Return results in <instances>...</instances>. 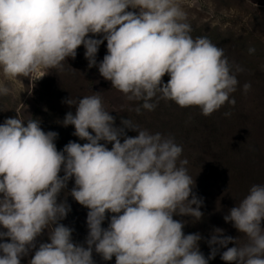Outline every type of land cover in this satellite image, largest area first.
Here are the masks:
<instances>
[{"label":"clouds","instance_id":"clouds-1","mask_svg":"<svg viewBox=\"0 0 264 264\" xmlns=\"http://www.w3.org/2000/svg\"><path fill=\"white\" fill-rule=\"evenodd\" d=\"M186 19L179 0H0V70L16 78L60 69L83 46L88 67H98L128 100L143 101V109L154 111L165 100L198 107L207 117L235 106L232 94L244 69L207 37L193 38ZM105 40L107 54L98 63ZM250 89L244 83L243 92ZM8 92L0 86V95ZM65 102L75 105V114L66 113L62 125L74 126L73 135L86 143L69 141L57 150L59 134L45 132L36 118L0 124V227L6 230L0 241L10 238L0 242V264H21L45 229L50 242L39 244L29 264H95L93 251L116 264H209L220 248L226 264H264V184L252 185L224 216L246 242L215 228L206 258L201 234H185L187 222L174 219L203 217L183 147L130 119L114 126L99 92ZM72 178L70 195L88 209L87 246L74 243L73 229L60 223L71 207L58 197ZM107 213L113 215L104 228Z\"/></svg>","mask_w":264,"mask_h":264},{"label":"rangeland","instance_id":"rangeland-1","mask_svg":"<svg viewBox=\"0 0 264 264\" xmlns=\"http://www.w3.org/2000/svg\"><path fill=\"white\" fill-rule=\"evenodd\" d=\"M179 3L187 15L186 22L191 26L193 38L207 37L213 44L224 49L230 62L240 66L244 62L251 65L250 71L246 72L244 76L245 79L250 78L251 89L247 93L239 95V111L231 106L227 111L225 109L223 113L220 111L215 112L214 120L217 121L218 125L214 131H212L211 126H208L209 117H204L200 109L191 112L187 117V123L184 125V131H190V136L187 137L188 141L186 140L184 143H180V140H183L179 137L178 131H174V129L167 134L161 131L156 132L161 129L159 126L161 120H159V116L155 117L153 111H145L143 117L138 116L132 122L152 134L160 133L163 136H171L174 140L177 137L179 138V142H177V139L176 143L183 147L181 159L188 161L185 167L195 179L193 191L198 197H202L204 201L200 209L203 217L197 222L199 233L202 236L199 247L210 248L207 240L210 239L215 228L223 229L226 236L240 238L239 242L243 244L246 242V237L233 226L232 222H225L224 220V216L229 213V210L241 200L239 193L243 190L230 188V192L233 193L231 197L227 198L224 192L228 189L220 186V184L227 177L230 178L234 175H205L199 170L196 159L203 154L198 143L204 133H211L210 131H212L213 134L210 139L221 145L222 143L229 144L233 142L236 132L244 130V135L240 140L242 143L238 145L243 144L240 146L243 150L253 146L256 147L260 160L264 161V5L252 4L248 0H179ZM93 38L100 39L102 37L95 36ZM250 48L255 49L254 53H248ZM84 53L85 48L80 46L77 49L76 57L74 59L71 57L66 58L62 68H41L28 77L7 78L0 70V86L9 89L7 95H0V124L7 118L16 116L25 120L39 119L41 128L45 132L55 131L59 134L55 143L57 150H63L69 141L86 143V141L73 135L74 126L64 127L62 125L66 113L71 111L75 114V105L69 106L65 102L67 99L77 100L99 92L105 109L113 117L116 119L130 117L132 112L137 109L138 101L128 100L123 93L113 88L111 81L105 80L100 75L98 67L89 68ZM106 54L107 41L105 40L100 45L97 62L102 61ZM168 79L167 75L163 77L165 83ZM163 105L164 107L160 110V113L165 114L167 104ZM181 111L183 110L178 107L168 111V114L171 115L169 121H177L180 113L182 114ZM225 112L231 114L225 116ZM126 133L138 135V132L132 130ZM252 161L251 167H254V170L256 169L255 173L261 172V175H247V177L243 175L248 181L243 187L245 190L249 186L247 183H250V180L252 181L255 177H258V181L256 180L255 183L264 184L262 162L260 161L261 165L259 166L253 159ZM209 163V165H216L213 161L211 163V160ZM60 175L63 176L64 173L61 172ZM73 187L74 178L68 181L66 197L68 201H71L72 207L83 208L84 206L76 202L70 195ZM218 193L222 194L220 198ZM244 193L243 198L248 192ZM111 215L113 214H106L107 219L103 222L102 227H108ZM174 219L184 221L182 216H174ZM185 221L188 222V219L186 218ZM60 223L73 229L72 238L74 243L85 244L88 234L86 217H77L69 212L67 217ZM185 225L188 226V223ZM262 227H264V222H262ZM0 231L6 230L0 227ZM0 242H10V238H5ZM45 242H50L47 229L37 238L36 249H32L27 256L21 258V264H29L39 244ZM85 246L87 245L85 244ZM234 246L233 243L228 245V247ZM225 250V248L219 249V256H215L216 258L213 259L214 264H226L220 258L221 253ZM93 260L95 264H116L115 257L110 261H105L95 251H93Z\"/></svg>","mask_w":264,"mask_h":264},{"label":"trees","instance_id":"trees-1","mask_svg":"<svg viewBox=\"0 0 264 264\" xmlns=\"http://www.w3.org/2000/svg\"><path fill=\"white\" fill-rule=\"evenodd\" d=\"M261 45V44H260ZM263 47V46H261ZM249 53V51H248ZM247 58V57H246ZM241 67H243L244 71L242 73H239L237 75V79L239 81V84L237 86V91L234 92L232 94V97L235 99L236 103L235 106H232L230 104H225L220 110V112H224L225 109L226 111L231 108L234 107L236 108L238 111L239 109V95L243 94V85L246 82H250V78L245 79V73L250 71V67L251 65L247 64L246 62L241 64ZM143 101H138L137 103V107H141ZM163 104H167V112L164 114L163 112L160 113V110L163 109L164 105ZM174 107H178L181 108L180 106H178L175 102L172 101H165V100H160L159 103L157 104V107L155 108V110L153 111L155 113V117L159 116V120H161L159 122V126L161 127V129L159 131L156 132H164L165 134L169 133L170 130L174 129V131H178L177 133L179 134V137L182 138L183 141L180 140V143H184L186 140L188 141V136H190V131L185 132L184 128H185V123H187V117L190 115L191 112H195L197 110H199L198 107H188V108H181L182 114L180 113V116L178 118L177 121H169V118L171 115H169L168 111H170L171 109H173ZM145 110L141 107V112L140 114H137L136 109L132 112L130 117H120L119 119L115 118V124L114 126L116 127H123V125L121 124V120L122 119H130L131 121H134V118L137 119L138 116L143 117V113ZM214 116H215V112L208 116V126H211L213 129L212 131H214V129H216L218 123L217 121L214 120ZM206 117V116H204ZM241 119V118H240ZM224 120V118H223ZM137 122V121H136ZM239 122V121H238ZM247 127V126H246ZM245 127V128H246ZM127 131H130L129 129H127ZM125 131V132H127ZM212 131H210L211 133H204V136L200 138L198 145L202 148V156L197 157L196 159V163L197 166L199 168V170L201 172H203L205 175H234V176H230V178H226L224 179V181L220 184V186H223L225 189H228L224 192L225 196L231 197L232 193L230 192V188L231 189H240L243 190L241 191V193H239V196H241V200L243 199V195L245 194L244 192H249V189L252 185L257 184L255 183V181L258 179V177L255 179H253L252 181L250 180V183H247V185H249L247 187V190H245L243 187L246 184L247 179H245L247 177V175H261V172H256V173H260V174H256L254 170V167L252 168V159L255 161V163H257V165H261V162L263 164V168H264V161L260 160L259 157V153L256 147H250L249 149L243 150L242 148H240L241 145H238L240 143H242L240 140L242 139V135L243 131L236 132V137H234V141L231 143H222L217 144L215 143L212 139H210V136L212 137ZM189 132V133H188ZM242 132V133H241ZM183 133V134H182ZM127 136L130 137H135L136 135L132 134V133H126ZM180 138V139H181ZM178 139V141H177ZM179 142V138H175V142ZM121 142H123V138H121ZM101 143H104L103 141H101ZM107 147L109 149H111L112 145L111 143L107 144ZM211 158V163L212 161L216 164V165H209V159ZM261 161V162H260ZM260 162V163H259ZM254 165V164H253ZM262 167V166H261ZM260 169V168H259ZM261 170V169H260ZM264 170V169H263ZM243 175H245L243 177ZM258 181V180H257ZM68 186V184H67ZM67 188H65L64 190H62V192L59 195V202H61L62 200H65L67 203L70 205L71 207V211L70 214H74L77 217H86L87 218V212L88 209L86 207L83 208H75L74 206L72 207V203L71 201H68V198L66 197ZM220 193V191H219ZM218 193V194H219ZM244 193V194H243ZM241 194V195H240ZM63 196V197H61ZM222 196V194H219V198ZM76 210V211H74ZM77 214V215H76ZM86 215V216H84ZM184 217V221L187 218L188 219V226L185 225L184 227V233L185 234H190V233H199L198 227H197V222L198 221H194L192 217L189 216H182V218ZM178 218V217H177ZM107 219V218H106ZM178 220V219H177ZM200 251L205 255V257L207 258L210 255L211 252V248H203V247H199ZM203 248V249H202ZM219 256V252H217L216 257ZM215 257V258H216ZM213 262H215L213 259L209 260V264H214Z\"/></svg>","mask_w":264,"mask_h":264},{"label":"crops","instance_id":"crops-1","mask_svg":"<svg viewBox=\"0 0 264 264\" xmlns=\"http://www.w3.org/2000/svg\"><path fill=\"white\" fill-rule=\"evenodd\" d=\"M252 4L264 5V0H248Z\"/></svg>","mask_w":264,"mask_h":264}]
</instances>
